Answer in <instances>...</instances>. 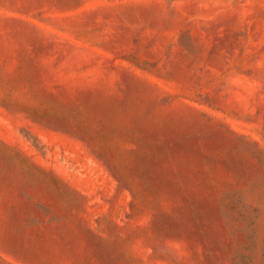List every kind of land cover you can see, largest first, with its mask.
Masks as SVG:
<instances>
[{
	"label": "rangeland",
	"instance_id": "obj_1",
	"mask_svg": "<svg viewBox=\"0 0 264 264\" xmlns=\"http://www.w3.org/2000/svg\"><path fill=\"white\" fill-rule=\"evenodd\" d=\"M0 264H264V0H0Z\"/></svg>",
	"mask_w": 264,
	"mask_h": 264
}]
</instances>
